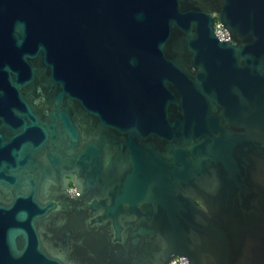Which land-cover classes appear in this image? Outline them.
<instances>
[{
    "label": "water",
    "instance_id": "1",
    "mask_svg": "<svg viewBox=\"0 0 264 264\" xmlns=\"http://www.w3.org/2000/svg\"><path fill=\"white\" fill-rule=\"evenodd\" d=\"M175 258L264 264V0H0V264Z\"/></svg>",
    "mask_w": 264,
    "mask_h": 264
},
{
    "label": "built area",
    "instance_id": "2",
    "mask_svg": "<svg viewBox=\"0 0 264 264\" xmlns=\"http://www.w3.org/2000/svg\"><path fill=\"white\" fill-rule=\"evenodd\" d=\"M215 34L220 41H229L230 35L220 23L215 24ZM169 264H187L185 258H175Z\"/></svg>",
    "mask_w": 264,
    "mask_h": 264
}]
</instances>
